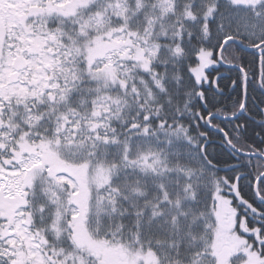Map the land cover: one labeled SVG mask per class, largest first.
Listing matches in <instances>:
<instances>
[{"label":"snow or ice","instance_id":"6c2138e0","mask_svg":"<svg viewBox=\"0 0 264 264\" xmlns=\"http://www.w3.org/2000/svg\"><path fill=\"white\" fill-rule=\"evenodd\" d=\"M0 264H264V0H0Z\"/></svg>","mask_w":264,"mask_h":264}]
</instances>
